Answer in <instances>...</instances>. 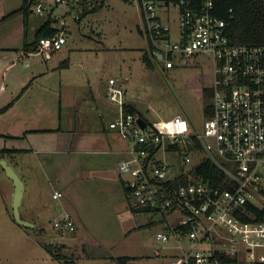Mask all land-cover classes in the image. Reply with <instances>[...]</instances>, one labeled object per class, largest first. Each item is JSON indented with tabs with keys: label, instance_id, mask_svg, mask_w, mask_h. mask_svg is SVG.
I'll return each mask as SVG.
<instances>
[{
	"label": "built area",
	"instance_id": "2783aa9c",
	"mask_svg": "<svg viewBox=\"0 0 264 264\" xmlns=\"http://www.w3.org/2000/svg\"><path fill=\"white\" fill-rule=\"evenodd\" d=\"M106 2L36 0L35 13L56 19L58 26L56 34L39 39L38 52L61 50L67 43L69 18L81 22ZM137 2L141 32L156 63L170 69L177 60L188 63L205 55L213 65L209 85L213 111L200 129L183 115L142 128L139 116L127 108L119 78L107 83V97L116 112L109 128L130 145L129 156L119 163L130 199L137 208L164 217L165 226L156 239L163 243L161 249L171 251L158 249L157 264H231L225 257H237L238 264L264 263V221L241 218L247 202L264 196V45L233 44L229 22L213 12L215 0ZM56 8L65 14L59 17ZM169 153L180 156L179 171L165 158ZM209 158L228 174L230 188L215 186L197 173ZM52 196L60 199L64 193L55 190ZM53 226L76 230L68 213L55 218Z\"/></svg>",
	"mask_w": 264,
	"mask_h": 264
},
{
	"label": "rangeland",
	"instance_id": "374dc122",
	"mask_svg": "<svg viewBox=\"0 0 264 264\" xmlns=\"http://www.w3.org/2000/svg\"><path fill=\"white\" fill-rule=\"evenodd\" d=\"M22 1L0 0V14L19 8ZM65 12L63 8L55 9V14L59 17ZM34 13H29L31 24L47 19ZM15 18L8 28L12 38L24 43L25 40L34 41L36 32L28 28L29 24L25 30L21 15ZM68 22L72 23L73 20L69 18ZM83 22L82 30L72 29L71 41L56 53L68 59L70 71L64 76L67 84L79 85V91H84L86 85L87 89L96 88L97 91L98 87L101 88L99 85L103 86L110 78L117 77L129 95L137 98V103L141 105L149 123L168 120L175 114L185 117L188 114L197 123V128H201L205 102L203 91L210 85L213 71L212 62L207 56L197 55L188 63L177 60L176 66L170 69L165 68L162 62L157 63L153 69L148 68L142 55L149 43L141 32L142 19L137 0H107L104 6L87 16ZM6 30L1 29L0 36ZM18 30L21 32L19 38ZM120 71L123 73L117 76ZM102 94L105 99L107 88L106 96L104 97L103 92ZM166 157L175 171H179V166H182L180 156L169 153ZM93 176H81L82 184H77L75 191L78 194L74 197L81 201L75 203L74 207L77 210L75 216L81 222L77 234L83 235L84 244L83 249L70 248L69 253L74 251V254L79 252L86 256L84 259L74 260L86 264L88 258L96 260L106 255H127L136 257V262L140 264L159 263L161 258L156 256V251L163 247V243L157 241L156 233L164 228V217L157 213L132 210L130 204L133 205L134 200L129 201L125 193V196L122 194L118 198L111 196L108 199L106 189L104 191L94 188L95 183L105 179ZM24 179L28 182L27 177ZM41 179L43 178H39ZM262 183L264 185V181ZM27 199L28 195L24 198L22 211ZM59 200L48 203V207L41 209L37 215L39 220L32 219L34 223L45 227L44 232L39 227L22 228L13 222L12 213L7 229L3 220L0 264H59V260L54 259L41 245V242L59 244L61 241L70 240L74 235V232H68L64 235L65 239H62L60 230L53 226L54 219L63 209ZM161 251L168 253L171 250Z\"/></svg>",
	"mask_w": 264,
	"mask_h": 264
},
{
	"label": "crops",
	"instance_id": "0c3cea01",
	"mask_svg": "<svg viewBox=\"0 0 264 264\" xmlns=\"http://www.w3.org/2000/svg\"><path fill=\"white\" fill-rule=\"evenodd\" d=\"M31 12L35 11L32 9ZM2 15L6 14H0V19ZM20 15L24 20V14L18 13L0 22V30L7 29L0 36V151H10L5 152L0 159H7L25 182L23 201L27 195L28 199L24 211L23 201L20 207L24 219L32 222V219L39 220L37 215L41 209L48 207V203L59 200L53 198V192L60 190L64 193V197L59 200L63 207L61 214H70L77 225L70 240L59 244L64 245L63 252L72 262L86 256L79 252L74 254V251L69 253L70 248L83 249L84 244L83 235L77 234L81 222H78L80 218H76L77 210L74 209L76 204L81 203L80 199L74 197L78 194L75 193L77 184H82L83 175L103 177L105 180L95 183L94 188L106 189L108 199L111 196L118 198L122 194L127 196L119 163L129 156L130 145L117 131L109 128V122L116 112L115 106L106 96L107 83L99 85L101 88L98 87L97 91L96 88L87 89V85L84 91H79V85L67 84L64 76L70 71L68 59L56 54L63 48L49 55L39 53L35 46L24 48L26 43L32 44L35 40L17 42L9 34L8 28L16 19L15 16ZM47 19L31 24L29 15L28 28L37 33ZM84 19L81 22H68L65 29L67 42L71 41L72 29L82 30ZM55 27L58 28L56 24ZM20 34L18 30V38ZM121 72L116 75H121ZM90 99L94 101L90 102ZM126 99L128 104L133 105L146 118L137 98L130 96L127 89ZM187 118L192 127H198L188 114ZM203 118L204 124V107ZM24 177L28 178V182ZM41 177L43 179L39 180ZM13 192V182L9 181L0 165V234L3 220L7 229L12 218ZM127 199L129 200L128 197ZM13 222L18 224L14 218ZM35 224V228L45 230V227ZM64 232L60 234L62 239L68 233ZM43 243L45 242H41L42 246ZM109 256L115 255L102 256L99 260L88 258L86 264H114ZM70 264L80 263L74 260Z\"/></svg>",
	"mask_w": 264,
	"mask_h": 264
},
{
	"label": "trees",
	"instance_id": "16d2710c",
	"mask_svg": "<svg viewBox=\"0 0 264 264\" xmlns=\"http://www.w3.org/2000/svg\"><path fill=\"white\" fill-rule=\"evenodd\" d=\"M35 1L36 0H23L22 5L19 8L7 13L0 19V22L18 13H23L25 24L24 28L26 30L28 25V15L32 10ZM213 12L219 18L225 19L229 22L228 32L233 44L264 45V0H215V8ZM55 22L56 19L54 18L47 19L37 31L35 41L32 44L26 43L24 48L26 47L25 49H30L35 46V50H38V42L41 37L52 36L58 32V29L55 27ZM142 60L148 68L153 69L156 67L157 63L150 54V44H148V48L144 51ZM203 92L205 99L204 114L205 117L208 118L211 116L213 111L211 104L212 91L207 87L204 88ZM127 108L130 112L136 114L137 116L143 117V115L138 112L133 105L127 104ZM199 147H201V145H199ZM5 152L10 151L9 149L1 150L0 157L4 155ZM196 171L198 174L202 175L205 180L210 179L212 184L215 186L230 188L226 183V180L230 179V177L224 171L222 166L212 159L209 158L204 160L203 163L196 168ZM124 188L127 192L129 201H131L130 190L126 186ZM130 208L136 212H150V210L145 208H137L135 204H130ZM241 218L245 221H264V196H262L258 201L247 202L241 211ZM74 222L76 225V221ZM56 229L60 230V234H63L65 231V229L62 228ZM40 230L41 232L45 231L41 228ZM43 247L54 259L59 261L62 260L65 264H70V260L67 259L66 253L63 252V244H50L45 242L43 243ZM111 259L114 264H140L136 262L137 258L134 256H113ZM225 261L231 264H238L237 257H225Z\"/></svg>",
	"mask_w": 264,
	"mask_h": 264
},
{
	"label": "water",
	"instance_id": "95a60500",
	"mask_svg": "<svg viewBox=\"0 0 264 264\" xmlns=\"http://www.w3.org/2000/svg\"><path fill=\"white\" fill-rule=\"evenodd\" d=\"M162 55H159L161 59ZM138 123L142 128H145L147 125V120L144 117H138ZM0 165L4 170L6 176L12 180L14 185L13 192V205H12V214L14 220L21 226L26 228H35L36 224L28 219L22 217L20 207L22 205L24 192H25V182L14 167L8 162L4 157L0 159Z\"/></svg>",
	"mask_w": 264,
	"mask_h": 264
},
{
	"label": "clouds",
	"instance_id": "9594fccd",
	"mask_svg": "<svg viewBox=\"0 0 264 264\" xmlns=\"http://www.w3.org/2000/svg\"><path fill=\"white\" fill-rule=\"evenodd\" d=\"M208 88H209V86H208Z\"/></svg>",
	"mask_w": 264,
	"mask_h": 264
}]
</instances>
